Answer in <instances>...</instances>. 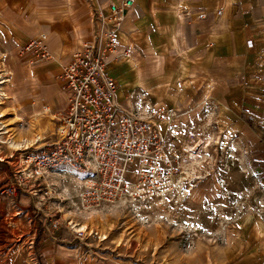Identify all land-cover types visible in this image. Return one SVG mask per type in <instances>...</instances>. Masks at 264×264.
<instances>
[{"label":"rangeland","instance_id":"1","mask_svg":"<svg viewBox=\"0 0 264 264\" xmlns=\"http://www.w3.org/2000/svg\"><path fill=\"white\" fill-rule=\"evenodd\" d=\"M69 5L68 0H0V187L14 171L24 167L25 149L41 147L53 138L52 123L51 128L45 126V133L41 132L51 117L34 115L31 95L38 71L35 66L44 61L31 63L21 50L32 35L43 30L49 33L47 25L67 19V13L72 11ZM96 33L94 24L93 38ZM135 96H130L136 101L135 107L160 112L157 122L161 132L173 140L172 150L177 153L176 189L153 209L136 211L124 207L89 214L72 206L60 210L55 198L44 200L26 186L16 195L0 194V264H47L40 240L45 227H53V219L61 222V229L76 232L67 242L69 248L82 244L78 251L64 249L72 255L69 264L79 259L82 264H94L90 249L99 247L95 242L139 264H197L205 253L218 257L223 247L234 243L241 228L250 233L251 222L264 223L261 131L247 125L233 132L211 112L193 115L195 120L189 125L186 119L193 110L183 115L164 113L147 102L143 93ZM185 114L188 115L184 117ZM36 134L42 137L35 145L13 152L9 148V144ZM194 151L197 157L192 156ZM62 172L67 184L77 192L81 186L79 175L70 169ZM194 191L198 194L193 195ZM72 222L88 225V230L76 231Z\"/></svg>","mask_w":264,"mask_h":264},{"label":"crops","instance_id":"2","mask_svg":"<svg viewBox=\"0 0 264 264\" xmlns=\"http://www.w3.org/2000/svg\"><path fill=\"white\" fill-rule=\"evenodd\" d=\"M68 1L72 11L67 19L47 25L49 33L43 30L52 57L35 66L38 71L31 92L34 114L51 117L41 132L52 123V140L58 114L67 103L60 79L63 65L85 41L93 39L89 9L92 13L101 3L120 0ZM134 1L118 31V48L108 57L109 70L119 81L117 97L128 96L124 100L134 106L136 101L130 96L143 93L147 102L164 113L183 115L193 110L186 119L189 125L195 120L193 115L211 112L233 132L248 125L264 134V0ZM250 36L256 49L247 44ZM61 227L46 226L43 232L41 252L47 264H69L72 255L64 249L82 247L69 248L67 242L76 232ZM250 227V233L241 228L234 243L223 247L218 257L205 253L197 264H264V223L255 220ZM93 244L99 246L90 249L94 264H139L113 253L114 248ZM73 261L82 264L80 259Z\"/></svg>","mask_w":264,"mask_h":264},{"label":"built area","instance_id":"3","mask_svg":"<svg viewBox=\"0 0 264 264\" xmlns=\"http://www.w3.org/2000/svg\"><path fill=\"white\" fill-rule=\"evenodd\" d=\"M134 3H101L92 12L96 36L73 53L60 75L67 103L58 114L55 138L22 152L24 167L0 187L1 195H16L26 186L44 200L55 198L60 210L72 206L84 214L153 209L176 189L177 153L173 140L161 132L160 112L119 99V81L108 67V57L119 45L118 31ZM247 44L257 48L252 36ZM21 51L31 63L50 59L48 34L31 37ZM66 169L79 175L77 192L61 174ZM60 223L52 220L53 227Z\"/></svg>","mask_w":264,"mask_h":264},{"label":"bare ground","instance_id":"4","mask_svg":"<svg viewBox=\"0 0 264 264\" xmlns=\"http://www.w3.org/2000/svg\"><path fill=\"white\" fill-rule=\"evenodd\" d=\"M10 74L12 75V73L10 72ZM6 76V80H9L11 79L10 76H8L7 74H5ZM5 79V78H4ZM10 81V80H9ZM35 115V114H34ZM162 125L163 126H166V122L163 121L162 122ZM41 136V135H40ZM38 134L34 135L33 137H24V138H21V140H18V143H11L9 144V148L11 149V151L13 152L14 150H19V149H25V148H28L30 146H33L35 145L40 139V137ZM195 146H193L194 148ZM192 156H196L197 157V154H196V151H194L193 155ZM27 171V170H26ZM28 172V171H27ZM193 195H197L198 193L196 191H194L192 193ZM89 214V213H88ZM91 218V216L89 217ZM73 223V222H72ZM74 224V227L76 228V230L78 231H85V230H88V225H84V224H78V223H73ZM72 227V228H74ZM101 237L104 239V237H106L105 235H101Z\"/></svg>","mask_w":264,"mask_h":264}]
</instances>
